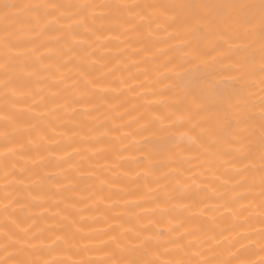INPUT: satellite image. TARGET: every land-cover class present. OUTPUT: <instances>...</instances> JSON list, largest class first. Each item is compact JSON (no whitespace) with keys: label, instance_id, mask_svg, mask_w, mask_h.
<instances>
[{"label":"bare ground","instance_id":"obj_1","mask_svg":"<svg viewBox=\"0 0 264 264\" xmlns=\"http://www.w3.org/2000/svg\"><path fill=\"white\" fill-rule=\"evenodd\" d=\"M0 264H264V0H0Z\"/></svg>","mask_w":264,"mask_h":264}]
</instances>
